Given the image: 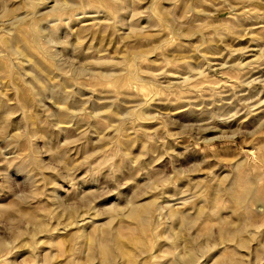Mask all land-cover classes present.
Here are the masks:
<instances>
[{"label":"rangeland","instance_id":"374dc122","mask_svg":"<svg viewBox=\"0 0 264 264\" xmlns=\"http://www.w3.org/2000/svg\"><path fill=\"white\" fill-rule=\"evenodd\" d=\"M0 264H264V0H0Z\"/></svg>","mask_w":264,"mask_h":264}]
</instances>
